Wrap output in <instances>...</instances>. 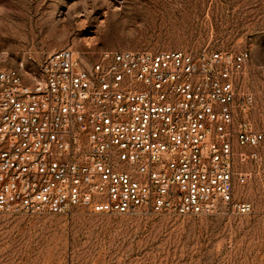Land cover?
Wrapping results in <instances>:
<instances>
[{
    "label": "built area",
    "instance_id": "2783aa9c",
    "mask_svg": "<svg viewBox=\"0 0 264 264\" xmlns=\"http://www.w3.org/2000/svg\"><path fill=\"white\" fill-rule=\"evenodd\" d=\"M248 50L70 48L26 77L0 65V213L247 215L264 131Z\"/></svg>",
    "mask_w": 264,
    "mask_h": 264
},
{
    "label": "rangeland",
    "instance_id": "374dc122",
    "mask_svg": "<svg viewBox=\"0 0 264 264\" xmlns=\"http://www.w3.org/2000/svg\"><path fill=\"white\" fill-rule=\"evenodd\" d=\"M65 48L85 62L107 50H248L240 88L264 131V0H0L1 66L28 77ZM260 151L239 188L250 214L0 213V264H264Z\"/></svg>",
    "mask_w": 264,
    "mask_h": 264
}]
</instances>
